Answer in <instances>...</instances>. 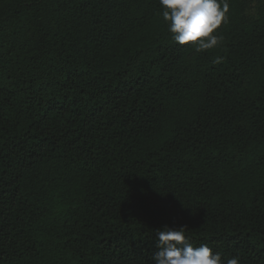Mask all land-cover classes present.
I'll return each instance as SVG.
<instances>
[{
    "label": "trees",
    "instance_id": "obj_1",
    "mask_svg": "<svg viewBox=\"0 0 264 264\" xmlns=\"http://www.w3.org/2000/svg\"><path fill=\"white\" fill-rule=\"evenodd\" d=\"M228 4L196 52L159 0H0V264H154L165 225L264 264V0Z\"/></svg>",
    "mask_w": 264,
    "mask_h": 264
},
{
    "label": "clouds",
    "instance_id": "obj_2",
    "mask_svg": "<svg viewBox=\"0 0 264 264\" xmlns=\"http://www.w3.org/2000/svg\"><path fill=\"white\" fill-rule=\"evenodd\" d=\"M159 4L162 18L168 22V30L178 44H187L202 52L222 41L214 33L228 21V0H159ZM184 229L185 226L165 225L156 231L154 264H240L238 256L225 262L208 245L194 246Z\"/></svg>",
    "mask_w": 264,
    "mask_h": 264
}]
</instances>
